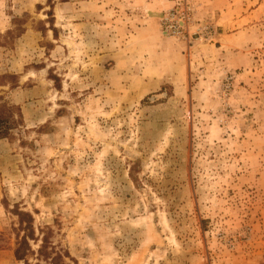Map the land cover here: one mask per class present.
<instances>
[{
    "label": "rangeland",
    "instance_id": "rangeland-1",
    "mask_svg": "<svg viewBox=\"0 0 264 264\" xmlns=\"http://www.w3.org/2000/svg\"><path fill=\"white\" fill-rule=\"evenodd\" d=\"M208 1L0 0V264L18 210L66 264H264V0Z\"/></svg>",
    "mask_w": 264,
    "mask_h": 264
},
{
    "label": "trees",
    "instance_id": "trees-1",
    "mask_svg": "<svg viewBox=\"0 0 264 264\" xmlns=\"http://www.w3.org/2000/svg\"><path fill=\"white\" fill-rule=\"evenodd\" d=\"M7 106L0 104V137H5L9 127H7L8 118ZM18 218V227L16 233V242L14 248V257L17 261L24 264H31L30 259L34 257V264H66L65 259H71L67 251H62L56 247L52 241L53 229L50 226L35 228L34 217L32 213L20 211L16 212ZM37 248L32 247V243Z\"/></svg>",
    "mask_w": 264,
    "mask_h": 264
},
{
    "label": "built area",
    "instance_id": "built-area-1",
    "mask_svg": "<svg viewBox=\"0 0 264 264\" xmlns=\"http://www.w3.org/2000/svg\"><path fill=\"white\" fill-rule=\"evenodd\" d=\"M162 30L165 34L184 39H189L191 34L188 31L189 18L183 10L170 11L164 14L162 19Z\"/></svg>",
    "mask_w": 264,
    "mask_h": 264
},
{
    "label": "crops",
    "instance_id": "crops-1",
    "mask_svg": "<svg viewBox=\"0 0 264 264\" xmlns=\"http://www.w3.org/2000/svg\"><path fill=\"white\" fill-rule=\"evenodd\" d=\"M208 6H209V11L210 12H214L212 9H215V8L220 9V7H222V6L225 7L224 6V0H209L208 1ZM262 7H263V0L255 8V11H257L259 9L261 10Z\"/></svg>",
    "mask_w": 264,
    "mask_h": 264
},
{
    "label": "water",
    "instance_id": "water-1",
    "mask_svg": "<svg viewBox=\"0 0 264 264\" xmlns=\"http://www.w3.org/2000/svg\"><path fill=\"white\" fill-rule=\"evenodd\" d=\"M162 15H160V17H161Z\"/></svg>",
    "mask_w": 264,
    "mask_h": 264
}]
</instances>
